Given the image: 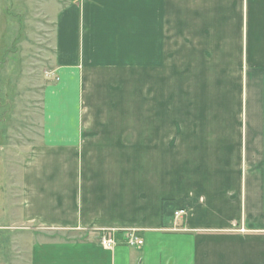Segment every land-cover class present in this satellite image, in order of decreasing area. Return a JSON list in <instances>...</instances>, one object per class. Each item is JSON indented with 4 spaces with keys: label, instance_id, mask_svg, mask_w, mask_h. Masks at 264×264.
<instances>
[{
    "label": "crops",
    "instance_id": "crops-1",
    "mask_svg": "<svg viewBox=\"0 0 264 264\" xmlns=\"http://www.w3.org/2000/svg\"><path fill=\"white\" fill-rule=\"evenodd\" d=\"M46 8L53 76L21 171V264H264V0Z\"/></svg>",
    "mask_w": 264,
    "mask_h": 264
},
{
    "label": "rangeland",
    "instance_id": "rangeland-1",
    "mask_svg": "<svg viewBox=\"0 0 264 264\" xmlns=\"http://www.w3.org/2000/svg\"><path fill=\"white\" fill-rule=\"evenodd\" d=\"M47 1L0 0V264H21L24 258L25 232L16 217L21 171L39 144L42 91L53 76ZM230 75L229 88L223 90L228 98L239 95L241 107L242 82L232 70ZM165 78L161 74V81ZM184 83L177 72V98L185 97Z\"/></svg>",
    "mask_w": 264,
    "mask_h": 264
},
{
    "label": "built area",
    "instance_id": "built-area-1",
    "mask_svg": "<svg viewBox=\"0 0 264 264\" xmlns=\"http://www.w3.org/2000/svg\"><path fill=\"white\" fill-rule=\"evenodd\" d=\"M183 214L182 211L176 212L174 214L175 219ZM125 243L128 247H141L143 246V241L140 237L136 235V232L131 231L124 236ZM99 245L106 250H111L116 246V238L113 232H107L102 234L99 239Z\"/></svg>",
    "mask_w": 264,
    "mask_h": 264
}]
</instances>
